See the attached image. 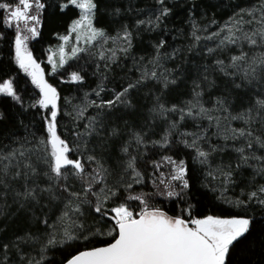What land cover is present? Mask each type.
<instances>
[{
    "label": "trees",
    "instance_id": "trees-1",
    "mask_svg": "<svg viewBox=\"0 0 264 264\" xmlns=\"http://www.w3.org/2000/svg\"><path fill=\"white\" fill-rule=\"evenodd\" d=\"M0 2L11 3V0ZM43 2L46 8L38 26L39 35L29 41L28 50L41 64L46 80L56 87L59 94L58 134L71 147L79 145L85 155L94 154L102 160L110 172L108 186L119 188V196L104 205L109 215L112 214L111 208L124 202L131 192L133 195H146L150 206L160 208L170 216L180 215L181 212H184L185 217L191 214L197 218L207 215L221 218L245 216L252 221L250 233L246 240L232 250L227 264H264V204L259 203L264 200V193L259 191L264 186V174L257 172V161L250 160L248 164H243L234 150L251 141L254 148L247 151L264 156V147L255 140L259 137L264 141V112L257 115L254 108L256 98L264 96V83L257 79L249 84L238 74L226 75L221 71L223 66L216 63L223 60L226 66L232 56L239 55L241 51L250 57H260L264 48H250L246 43L225 46L220 45L219 38H205L218 32L230 19H238L241 14L244 21L252 19L249 12L258 19L264 8V0H164L163 5L157 0H95L97 9L94 26L103 29L109 37L122 35L127 26L132 34L131 48L126 53L117 51L112 62L101 59V51H104L105 56H110L108 50L125 45L120 40L98 41L95 46H87L88 51L80 53L78 58L69 60L63 68L53 73L49 72L46 62L48 51L58 43L60 36L68 33L71 23L80 13L72 5L61 11L60 6L66 0ZM163 7L170 11L162 17L161 22H157L158 26L137 24L141 20H155ZM4 15L0 11V82L4 79L13 80L14 88L18 86V94L23 98V105L10 97L0 96V115L3 116L0 120V151L7 152L22 145L31 148L34 153L31 160L39 175L30 179L29 186H33L34 181L43 188L49 181L44 175L46 165L37 158L36 145L47 136L44 120L46 110L32 107L39 98V90L15 61V30L2 22ZM194 24L198 29L196 34L201 37L199 41L193 37ZM251 26L244 25L245 28ZM161 41H164V45L158 53L156 46ZM210 48L214 50L211 53L208 52ZM72 71H79L84 79L70 82L69 73ZM153 71L158 78H151ZM227 71L232 72L233 69L228 68ZM145 73L148 75L137 83ZM165 76L175 80V83L165 87ZM129 83L136 84L125 97L130 104L117 103L112 108L103 109L91 106L92 101L99 103L101 100L113 99L115 93ZM101 88L103 91H100ZM97 91H100L99 96L96 95ZM194 92L201 93L199 101L210 110L209 114L214 119L209 121L206 117H186L180 122L179 131L203 135L200 144L211 153L205 165L194 159L195 153L180 142L178 133L170 137L171 144L166 149L154 147L151 143L160 140L169 124L179 120L180 116L179 112L168 113L166 119L155 116L152 110L157 102L169 108L172 105L184 108L194 100ZM218 100H222L223 105L217 106ZM80 109H86L83 118L77 115ZM249 109H253L252 116L256 117L251 123H246L245 119H232L247 113ZM97 116L103 125L97 126L99 134L78 137L77 133L86 131L84 126L89 123V118ZM114 128L119 131L118 135H111ZM234 129L250 130L253 136L233 140ZM132 131L145 134L147 146L139 149L140 159L137 161L144 182L134 183L132 189H126L124 185L131 181V176L123 171L126 157L121 148L130 140ZM212 148L217 150L211 151ZM131 151L135 154V143ZM78 154L73 152L71 156L74 158ZM163 155L186 162V178L191 187L180 197L159 195L152 183L154 169L149 161H159ZM238 162L240 167H237ZM86 167L90 170L91 165ZM221 169L231 171L230 182L224 180ZM15 170L12 169L13 172ZM24 183L23 178H9L7 187L0 186V264H27L29 259L41 261V264H49L50 261L59 264L63 259L62 252L75 254L76 251L111 242L112 237L106 234L111 221L101 217L92 205L87 204L78 221L84 225L89 239L70 241L42 252L51 231L43 221L47 220L57 230L62 228L59 217L66 210L67 194H63L64 198L61 199L50 198L48 193H44L38 203L33 201L21 207L15 193L23 190ZM68 183L74 191L81 190L80 182L74 178ZM252 192H256L257 196L249 200ZM56 195L59 197L61 194L57 191ZM92 199L94 203L95 199ZM238 201L245 203L239 204ZM127 204L135 212L142 207L139 201L129 200ZM98 231L105 234H96ZM17 237L31 239L18 241ZM3 245H8L6 251Z\"/></svg>",
    "mask_w": 264,
    "mask_h": 264
},
{
    "label": "snow or ice",
    "instance_id": "snow-or-ice-1",
    "mask_svg": "<svg viewBox=\"0 0 264 264\" xmlns=\"http://www.w3.org/2000/svg\"><path fill=\"white\" fill-rule=\"evenodd\" d=\"M157 3L163 5L164 0H157ZM69 5L74 6L79 10L78 19L72 22L69 28V34L60 36L59 39L63 42L59 48V64L54 62L53 56H49V62L52 63V71L56 72L58 68H63L69 60L78 58L79 54L88 51L87 47H79L82 42L87 46H95L98 41L120 40L125 46L118 49L108 50L110 56H105L104 51H101L100 58L115 61L117 51L127 52L131 48V32L125 26L123 34H118L117 37H109L105 31L94 26L95 12L97 4L95 0H66V3L61 4V11ZM46 8L43 0H16L15 4L8 2H0V11L5 13L2 22L9 27L15 26V61L20 69H22L30 78L31 83L39 90V98L35 101L32 107H39L46 110L45 131L46 137L41 138L36 145L37 158L42 160L46 165L44 175L49 183L41 188L33 181V186H29V181L32 177L39 175L37 168L34 166L31 156L34 154L31 148L12 149L7 152L0 151V186L7 187L9 178L17 180L23 178L25 183L22 191H16V197L21 202V207L29 205L31 202H39V198L44 193H48L50 198H61L63 194H67V203L65 211L59 217V222L62 228L57 230L52 225L48 224L47 220L43 223L51 228L48 233L46 243L41 251L44 252L48 248H54L57 245L63 246L70 241L84 239L89 237L85 234L84 225L77 219H73V214H81V205L90 204L93 210L106 217L111 221V227L106 233L112 237L111 242L102 247H92L83 251L62 252L63 259L59 264H227V258L230 256L233 249L247 239L250 233L252 221L240 215H234L230 218H221L213 215L203 217H195L189 214L185 217L184 212L180 215L170 216L160 208L152 207L148 204L146 195L128 193L125 201L119 203L111 209V215L105 210V203L119 196V188L109 187L107 179L110 174L109 169L105 167L102 160L98 159L94 154L85 155L77 145L73 148L69 143L61 138L58 134V104L59 94L56 87L48 83L44 78V71L40 64L33 58L32 53L28 50L27 41L30 38H35L39 35L38 26L41 21V15ZM169 9L163 7L155 20L137 21L138 25L149 24L158 26L157 22L162 21V17L169 13ZM248 15L252 19L243 20V14L238 19L231 20L226 23L218 32L211 33L206 39L219 38L220 45H238L246 43L250 48H264V8L261 9V15L257 19L252 12ZM252 25L245 28L244 25ZM193 37L195 41H199L201 37L196 34L197 26L193 25ZM26 33H30V36ZM75 34L76 44L71 47L70 54L65 53V45L68 43L72 34ZM164 41L156 46L157 52L163 47ZM213 49H208L211 53ZM221 67L226 75L238 74L244 81L249 84L257 79L264 83V53L260 57H250L248 53L241 51L239 55L232 56L228 65H224L223 60L216 62ZM233 69L228 72L227 69ZM148 74L145 73L141 77L143 79ZM70 82H81L84 77L79 71L69 73ZM151 78H158L155 71L151 73ZM14 81L4 79L0 82V94L5 97H10L16 103L23 105V98L18 94V86L14 88ZM169 83L174 84L175 80H169L164 77V86ZM136 87V84L129 83L127 87L120 92H116L111 100H101L91 102V106L97 108H112L117 103H128L125 99L126 94L130 89ZM199 85H197V88ZM240 87V85H237ZM103 91V88L100 89ZM100 91L96 95H100ZM200 92H194V100L190 101L187 107L178 108L172 105L170 108L160 103L159 101L153 108L155 116L167 118L170 112H179V120L172 121L165 129L164 135L160 140L152 141V146L160 148H168L171 144L172 135L178 133L180 142L186 148L191 149L194 153V159L201 165L208 163L210 151H206L200 144L204 139L203 135L191 133L187 131L180 132L179 124L186 117L204 118L212 121V117L203 104L199 101ZM222 100L217 101V106L223 105ZM257 115L264 112V96H258L254 105ZM86 109H80L77 115L83 118V112ZM225 111L227 109H224ZM253 109H249L247 113L241 114L232 119H245L246 123H251L256 117L252 116ZM3 116L0 115V120ZM218 119V118H215ZM102 127V121L99 116L89 118V123L85 124V132L77 133V136H90L93 133L99 134L98 127ZM117 129H112L111 135H118ZM253 133L246 129H234L232 139L236 140L242 137H252ZM191 137V139H187ZM256 142L264 147V141L259 137L255 138ZM135 143V154L131 151L132 144ZM41 146H43L41 148ZM145 134L143 132L132 131L130 140L121 148V152L126 157L123 164L125 174L131 176V181L126 183V189H132L133 184L144 182V175L137 167V161L140 159L139 149L146 147ZM254 145L249 141L245 146L235 147L234 150L240 157V162L248 164L250 160L258 162L257 172L264 174V156H257L254 153L247 151L252 150ZM217 149L212 148L211 151ZM73 152L80 154L74 158L71 156ZM21 160L23 163L21 165ZM15 162V163H13ZM240 162L237 167H240ZM154 169L152 183L156 186L159 195L167 197H180L182 193L191 187L189 180L186 178L188 168L185 160H176L170 155H163L160 160L155 159L149 161ZM86 165H91L89 170ZM168 168L165 172L162 169ZM15 168V172L12 169ZM221 172L224 180L230 182L231 171L223 170ZM158 173L159 175H156ZM75 179L80 182L81 190L74 191L69 185L70 179ZM161 186H163L161 188ZM179 189V191L177 190ZM57 191L60 196L56 195ZM259 191L264 193V186ZM257 196L256 192L249 195V200ZM95 202L93 203V199ZM139 201L142 205L138 212L130 210V205L127 201ZM79 201L78 203H73ZM237 203L243 204L244 201ZM259 203L264 204V200ZM187 211V210H185ZM79 230V231H78ZM88 232L91 229H87ZM96 234H105L97 232ZM31 239V237H17V240ZM6 251L8 245H3ZM23 259V257H22ZM43 259V257H42ZM27 264H41V261L29 259ZM49 264H57L56 261H50Z\"/></svg>",
    "mask_w": 264,
    "mask_h": 264
},
{
    "label": "rangeland",
    "instance_id": "rangeland-1",
    "mask_svg": "<svg viewBox=\"0 0 264 264\" xmlns=\"http://www.w3.org/2000/svg\"><path fill=\"white\" fill-rule=\"evenodd\" d=\"M15 2H16V0H11V3H12V4H15ZM77 19H78V18H77ZM75 20H76V19H75ZM71 25H72V23H71ZM69 28H70V27H69ZM13 29L16 31L15 26H13ZM26 34L30 36V33H26ZM68 34H69V30H68V33L65 34V35H68ZM62 36H63V35H62ZM31 39H33V38H30V39L26 42V43H27V46H28V43H29V41H30ZM62 43H63V42L59 39L58 43H57L56 45H54L53 47H51V48L49 49V51H48L46 62H47L48 65H49V72H50V73H53V71H52V67H53V65H52V63L49 62L48 57H49L50 55L53 56V58H54V62L58 65V64H59V52H58V48H59V46H60ZM74 44H76V40H75V34L73 33V34L70 36L68 43L65 45V53H66V54H70L71 47H72ZM78 46H79V47H87V45H85V44L82 43V42H81ZM14 47H15V46H14ZM59 69H60V68H58V70H59ZM162 170L165 171V172H167V171H168V168L165 167V168L162 169ZM86 205H87V203L81 205V213H82V211H83V208H84ZM111 209H112V208H111ZM82 215H83V214H82ZM82 215H81V214H73V219H77V218L80 219V217H82ZM110 227H111V226H109V227L107 228V231H109Z\"/></svg>",
    "mask_w": 264,
    "mask_h": 264
},
{
    "label": "water",
    "instance_id": "water-1",
    "mask_svg": "<svg viewBox=\"0 0 264 264\" xmlns=\"http://www.w3.org/2000/svg\"><path fill=\"white\" fill-rule=\"evenodd\" d=\"M37 63H39V62H37ZM40 64V63H39ZM40 67H41V69H43V67L41 66V64H40ZM44 71V70H43ZM44 78H45V80H46V77H45V73H44ZM47 81V80H46ZM48 82V81H47ZM49 83V82H48ZM0 96H3V94H0ZM57 104H58V101H57ZM106 245V244H105ZM105 245H100V246H97V247H102V246H105ZM88 249H90V248H88ZM84 250H86V249H84ZM81 251H83V250H81Z\"/></svg>",
    "mask_w": 264,
    "mask_h": 264
}]
</instances>
